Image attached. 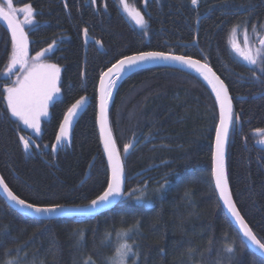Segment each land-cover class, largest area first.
<instances>
[{
    "label": "trees",
    "instance_id": "1",
    "mask_svg": "<svg viewBox=\"0 0 264 264\" xmlns=\"http://www.w3.org/2000/svg\"><path fill=\"white\" fill-rule=\"evenodd\" d=\"M119 1L13 0L15 7L34 9V21L20 24L30 55L52 46L45 57L61 67L62 97L50 106L39 134L10 116L4 89L15 76L3 72L12 40L0 27L1 179L14 195L39 206L90 205L109 180L96 123L100 75L124 56L175 53L209 64L228 89L240 118L226 149L229 189L245 223L264 241V53L254 65L240 57L246 47L259 46L264 0H126L144 16L147 27L140 29L126 21ZM85 29L92 39L86 53ZM115 90L108 123L119 154L135 143L123 163V199L94 217L39 221L15 213L0 197V264H109L116 234L130 228L135 232L127 242L135 241L138 264H229L226 247L235 249L230 264H259L262 258L242 243L211 183L219 118L209 88L176 67L153 66L125 76ZM81 97L89 105L70 144L53 151L64 113ZM25 133L37 150H23ZM139 195L151 204L136 203Z\"/></svg>",
    "mask_w": 264,
    "mask_h": 264
},
{
    "label": "snow or ice",
    "instance_id": "2",
    "mask_svg": "<svg viewBox=\"0 0 264 264\" xmlns=\"http://www.w3.org/2000/svg\"><path fill=\"white\" fill-rule=\"evenodd\" d=\"M95 3V0H93ZM193 5L198 4V0H191ZM120 4L123 6L124 11L127 12L136 25L141 28H146L147 24L144 16L140 11L130 9L126 0H120ZM17 11L24 12L26 14V23L31 24L34 16V9L31 5H27L22 9L17 10L13 5V0H4L0 4V18L7 21V27L11 30L12 51L10 55V69L16 65L25 68L27 75L23 81L17 80L16 84L11 88H7V102L8 109L13 117L22 121L25 126L40 132V119L41 117L48 115V107L54 98L60 94V69L55 64L41 63V58L52 51L50 45L48 49L43 52H37L36 56L32 58L33 63L31 68L28 67V47H27V35L24 29L14 17ZM264 28V24H261ZM255 28V25H253ZM235 31V29H233ZM87 33V29H85ZM247 41H245L246 43ZM264 44V40L261 41ZM242 58L249 64H256V59L249 54H241ZM156 61H173L181 65H186L190 69H194L204 81L211 86V90L215 93L216 101L219 104L220 109V123L216 130V151L213 156V177L215 180V189L219 193L220 199L223 201V205L234 217L235 222L239 225L240 231L243 236L250 241L264 257V241L258 238L245 223L240 211H238L235 203L232 200L231 193L228 187V180L225 171V152L224 146L228 137L230 126H232L240 118L233 113L232 100L229 96L228 89L224 81L213 71L207 63H201L200 60L192 59L185 56L166 55L160 51H144L137 55L124 56L119 59L115 64L107 69V72L101 74L100 86V127L101 134L104 143V149L108 154V159L111 164V177L107 182V187L101 195L91 200L90 205L86 206L87 210L96 209L102 206L110 205L117 197L123 195V183H124V170L120 163L119 154L115 141L112 137L111 130L107 127L106 108L107 101L112 98V90L116 87L118 81L122 80L124 76L139 68L145 63ZM264 71V69H262ZM105 78L108 83L105 84ZM86 104V99L81 98L76 101L75 104L68 111V115L64 117L63 123L60 125V132L56 136V142L59 144L62 140L68 139V129L72 124V117L76 116L79 111L82 110ZM23 141L24 150L28 151L31 146L30 140ZM53 151L56 150V145H53ZM131 145H126L124 151L127 152ZM0 188L6 193L8 200L14 202L22 210H29L36 216H52L53 214L71 215L73 212H83V209H66L63 205H51V206H39L30 202H26L24 199L14 195L9 190L8 185L3 179H0ZM186 196L189 193H185ZM141 197H137L140 199ZM135 229L130 228L127 232H118L117 246L115 247V254L110 258L109 264H129V257H135L131 261V264H138L140 258V251L137 247L136 251H133V244L127 242L130 235L134 234ZM83 238L81 234V239ZM106 239L111 244V234H106ZM243 243V242H242ZM247 246V245H245ZM224 251L229 254V264L234 257L235 249L233 247H226ZM259 264H264V258H262Z\"/></svg>",
    "mask_w": 264,
    "mask_h": 264
},
{
    "label": "water",
    "instance_id": "3",
    "mask_svg": "<svg viewBox=\"0 0 264 264\" xmlns=\"http://www.w3.org/2000/svg\"><path fill=\"white\" fill-rule=\"evenodd\" d=\"M0 26L7 32V34L11 38V30L7 27V21H4L2 18H0ZM82 37H83V46L85 47V51L84 52L86 53L87 52V48H88L87 45L90 42V37L87 35V33H85V31L83 32ZM260 40L261 41L264 40V35L262 36V38ZM195 44H196L195 42H193L191 44L184 43L182 46L185 47V46H190V45H195ZM27 47H28V54H29L30 53V50H29V39L28 38H27ZM165 54L166 55H172V54H167V53H165ZM131 55H137V54H131ZM174 55H176V54H174ZM176 56H179V55H176ZM201 63H203V62L201 61ZM164 65L165 66L174 67V68L177 67V68L183 69L185 71L187 70L190 73H192V74H194L196 76H199L201 78V80L205 83V85L209 87V89H210V91L212 93V96H214L215 101H216L215 93L212 92L211 86L208 85V83L206 81H204L203 78L194 69H190L186 65H181V64L176 63V62H173V61H156V62L145 63L144 65H142L139 68L133 70L132 72L127 73L125 76H127V75H129V74H131L133 72H137L138 70H142L143 68H150V67H153V66H164ZM105 72H107V70ZM100 78H101V75H100L99 79ZM120 81L117 82L116 86L118 85V83ZM107 83H108V80H107V78H105V84H107ZM114 89L112 90V97L114 95V91H115ZM97 90H98L97 100H96L97 101V108H96V112H97V121H96V123H97V130H98V134H99V140H100L101 150L103 152V155H105L106 164H107V166L110 169V176L109 177H111V164H110L109 159H108V154H107V152L104 149V143H103V138H102V134H101V127H100V115H101V112H100V95H101L100 80H99V84H98ZM83 98H85V97H83ZM111 99L106 102L107 103L106 116H107V127L108 128H109V123H108V115H109V112H108V110H109V108L111 106V102H112ZM72 105L68 108V110L66 111L65 115L63 116L61 122L59 123V127H58V130H57L55 136H57L59 134V132H60V125L63 123L64 117L66 115H68V111L72 107ZM88 105H89V103L86 101V104L83 106L82 110L79 111V113L76 116L72 117V124L69 127V129H68V133H69L68 139L62 140L59 144H57L56 137H55L52 146L53 145H56V150H58L60 147H65V146H68L70 144L71 137H72L71 133H72L74 127L76 126V122L79 120V117L83 114V112L86 110V108L88 107ZM216 105H217V107H219V104L217 103V101H216ZM232 109H233V106H232ZM218 118H219V123H220V109H219V113H218ZM219 123H218L217 128L219 127ZM230 130H231V128H229V132H230ZM229 132H228V137H229ZM23 137H24L25 140H30L32 142L30 147L34 148L35 150L38 149L36 142L31 137H29L27 134H25ZM228 137H227V140H226V143H225V146H224L225 155H226V147H227L228 140H229ZM213 140L214 141H213V145H212V151H213V154H212V162H213V165H214L213 156H214V153L216 151V131H215V134L213 136ZM21 145H22V148L24 150V146H23V141L22 140H21ZM120 163H121V161H120ZM121 165H122V163H121ZM213 165H212V173H213ZM226 176H227V174H226ZM0 179H1V177H0ZM212 180H213V183H215L213 174H212ZM124 181H125V176H124ZM215 191H216V189H215ZM123 192H124V183H123ZM216 193L218 194L219 203L222 206V209H223L224 213L228 216V218L230 219V221L232 223V226H234L235 230H237V232L239 233L240 237H242V240H243L244 245H247L245 247H247L258 258L259 257L260 258H264V257L261 256L260 251L254 245H252L250 241H247V239L243 236V233H242V231H240L239 225L235 222L234 217L231 216V213L223 205V201L220 199L218 191H216ZM122 196L121 197H117L110 205L102 206V207H99V208H96V209H91V210H87L86 206L85 207H76V206L66 207V206H64L66 209H83L84 210L83 212H73V214H71V215H62V214L57 213V214H53L52 216H47V215H45V216H36L35 214L31 213L29 210H26V209L25 210H22V209H20L19 206H17V205L14 204V202L8 200L6 193L3 191L2 188H0V197L2 198V200L4 201V203H6L15 213L21 214V215H23V216H25L27 218L30 217V218H33V219H36V220H39V221L40 220L50 221L51 219L83 217V216L84 217H92L94 215H98L101 212L105 211V209L113 208L115 206V204H117L122 199Z\"/></svg>",
    "mask_w": 264,
    "mask_h": 264
},
{
    "label": "rangeland",
    "instance_id": "4",
    "mask_svg": "<svg viewBox=\"0 0 264 264\" xmlns=\"http://www.w3.org/2000/svg\"><path fill=\"white\" fill-rule=\"evenodd\" d=\"M3 2H4V0H1L0 4H2ZM119 2H120V1H119ZM199 2H200V0H198V3H199ZM126 3H127V2H126ZM128 5H129V4H128ZM25 6H27V5H25ZM25 6H20V8L15 7V6H14V7H15L17 10H19V9L24 8ZM120 6H121V10H122V12L125 14V17L127 18V20H128L133 26H135L136 28L140 29V27H139L138 25H136V23H135V21L132 19V17H131L127 12L124 11L123 6H122L121 4H120ZM31 7H32V6H31ZM129 7H130V9H134V8L131 7L130 5H129ZM134 10H136V9H134ZM16 14H17V16L20 17V19L17 18L16 15H15L14 18H15L19 23H21L23 26H24V25H30L29 23H26V14H25L24 12L17 11ZM34 19H35V17L33 16L32 21H34ZM45 49H47V48H43V50H41V51H39V52H43ZM254 50L257 51L258 53H261L262 50H263V46H261V47H259V48H258V47H255ZM36 53H37V52H36ZM36 53H33L31 56H29V60H28V67H29V69L31 68V65H32V63H33L32 58L36 56ZM46 55H47V53H46ZM46 55H45V56H46ZM45 56L41 58V61H40L41 63H44V64H54L53 62H49V60H47V59L45 58ZM9 61H10V59H9ZM55 65L60 69V76H61V72H62L61 67H60L59 65H57L56 63H55ZM9 66H10V62H9V64H8L7 68L4 70L3 75L8 77V76L11 75L12 73H15V80H14V84H12L11 86L5 87V102H6V105H8V102H7V99H6V97H7L6 89H7V88L14 87V86H18V85L16 84L17 80L23 81L24 78H25V76L27 75V70H26L25 68L20 67V65H16L15 67H13V68H11V69H10ZM60 83H61V81H60ZM61 97H62V92H61V90H60V94H59L57 97L54 98L53 102H55L56 100H59ZM53 102H51V103L49 104V107H48V115H47V116H44V117H41V119H40V131H41V126H42L41 124H42V122H44V121H46V120H48V119L50 118V115H51V114H50V106L53 104ZM9 114H10V116H11L12 118L16 119V120L19 122L20 126H22L24 129L26 128V129L30 130L31 132H33V133H35V134H39V133H40V132L37 133L35 130H33V129H31V128H28L27 126H25V125L23 124L22 121L18 120L16 117H13V116L11 115L10 110H9ZM137 197H138V196H137ZM139 197H141V198H140V199H137V198H136V200H135L136 203H141V204H144V205H146V206H149V205L151 204L149 198H148V199H145L143 196H139Z\"/></svg>",
    "mask_w": 264,
    "mask_h": 264
},
{
    "label": "bare ground",
    "instance_id": "5",
    "mask_svg": "<svg viewBox=\"0 0 264 264\" xmlns=\"http://www.w3.org/2000/svg\"><path fill=\"white\" fill-rule=\"evenodd\" d=\"M254 22V21H253ZM31 29V28H30ZM9 36V35H8ZM10 38V37H9ZM27 38H28V36H27ZM11 39V38H10ZM36 39V38H35ZM88 46V45H87ZM84 47V46H83ZM88 49V48H87ZM84 50H85V47H84ZM85 53V52H84ZM131 75V74H130ZM200 78V77H199ZM201 79V78H200ZM203 82V81H202ZM204 83V82H203ZM212 94V93H211ZM215 99V98H214ZM216 107H217V105H216ZM217 110H218V113H219V107H217ZM96 121H97V119H96ZM218 123H219V120H218ZM218 123H217V126H218ZM217 126H216V128H217ZM215 128V129H216ZM217 130V129H216ZM134 144L135 143H133L132 142V140H131V142H129V144L128 145H131V147L129 148V150L127 151V152H125L124 151V149H123V151H122V154L120 155L119 154V151H118V149H117V152H118V154H119V157H120V161H121V163H122V166H123V170H124V165H123V163H124V159H126L127 157H128V155H129V153L131 152V150L134 148ZM228 146V145H227ZM125 148V147H124ZM226 149H227V147H226ZM101 152H102V150H101ZM212 154H213V151H212ZM102 155H103V152H102ZM226 155H227V150H226ZM226 155H225V171H226V165H227V161H226ZM104 158H105V155H104ZM105 162H106V159H105ZM211 162H212V159H211ZM91 165H92V162L89 164V166H88V169H87V171H86V176H88V174H89V170L92 168L91 167ZM212 165H213V162H212ZM106 166H107V164H106ZM108 173H109V176H110V169H109V167H108ZM211 173H212V168H211ZM226 174H227V172H226ZM108 176V177H109ZM124 176H125V172H124ZM110 178V177H109ZM227 180H228V174H227ZM125 182H126V176H125V181H124V192H123V196H124V193H125ZM211 183H213V180H212V176H211ZM228 186H229V183H228ZM162 188V187H161ZM213 190H214V193L216 194V198H217V201H218V203H219V198H218V194L216 193V191H215V183H213ZM229 191H230V189H229ZM123 196H122V199H123ZM140 196V195H139ZM138 196V197H139ZM232 196V195H231ZM121 199V200H122ZM120 200V201H121ZM119 201V202H120ZM118 202V203H119ZM117 203V204H118ZM134 203V202H133ZM116 205V204H115ZM219 205H220V203H219ZM221 206V205H220ZM115 207V206H114ZM113 207V208H114ZM221 208H222V206H221ZM110 209H112V208H108V209H105V211H108V210H110ZM223 210V209H222ZM105 211H103V212H101V213H104ZM100 213V214H101ZM223 213H224V211H223ZM224 215L225 216H227L225 213H224ZM84 217V216H83ZM94 217V216H93ZM227 218H228V216H227ZM67 219V218H66ZM228 220H229V222H230V224H231V226H232V223H231V221H230V219L228 218ZM234 227V226H233ZM235 229V228H234ZM237 231V230H236ZM237 234L239 235V233L237 232ZM239 237H240V235H239ZM241 240H242V237H241ZM242 242H243V240H242ZM244 244V243H243Z\"/></svg>",
    "mask_w": 264,
    "mask_h": 264
}]
</instances>
